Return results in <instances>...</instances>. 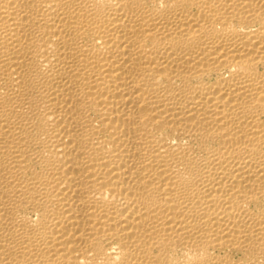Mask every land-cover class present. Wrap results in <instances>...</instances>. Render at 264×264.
Returning a JSON list of instances; mask_svg holds the SVG:
<instances>
[{
	"label": "bare ground",
	"instance_id": "6f19581e",
	"mask_svg": "<svg viewBox=\"0 0 264 264\" xmlns=\"http://www.w3.org/2000/svg\"><path fill=\"white\" fill-rule=\"evenodd\" d=\"M0 264H264V0H0Z\"/></svg>",
	"mask_w": 264,
	"mask_h": 264
}]
</instances>
